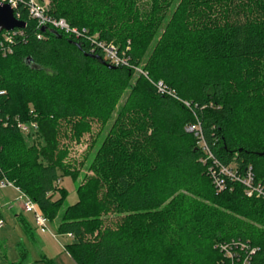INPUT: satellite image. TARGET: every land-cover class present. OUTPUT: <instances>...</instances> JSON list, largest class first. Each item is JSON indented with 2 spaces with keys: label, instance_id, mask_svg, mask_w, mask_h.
<instances>
[{
  "label": "trees",
  "instance_id": "trees-1",
  "mask_svg": "<svg viewBox=\"0 0 264 264\" xmlns=\"http://www.w3.org/2000/svg\"><path fill=\"white\" fill-rule=\"evenodd\" d=\"M50 1L49 15L125 52L129 66H112L87 39L42 33L22 9L26 27L11 31V53L0 50V181L71 236L75 264H264V202L239 183L218 191L188 131L199 127L220 164L264 183V0H149L142 11L140 0ZM94 124L82 176L61 138L68 130L79 144ZM63 177L77 184L74 206ZM17 250L1 264H27Z\"/></svg>",
  "mask_w": 264,
  "mask_h": 264
},
{
  "label": "built area",
  "instance_id": "built-area-1",
  "mask_svg": "<svg viewBox=\"0 0 264 264\" xmlns=\"http://www.w3.org/2000/svg\"><path fill=\"white\" fill-rule=\"evenodd\" d=\"M1 4L9 5L15 14V17L20 20L21 10H26L29 18L36 22L37 29L42 30V28L51 29L59 33H63L68 36L76 37L77 39H87L92 46L93 52H100L104 59L110 62L112 66L115 67H128L129 59L125 52L120 51L117 47L112 44H108L104 41H100L97 36H89L87 30H79L72 27L65 19L56 18L47 13V8L41 6L38 0H0ZM21 21V20H20ZM3 33V32H2ZM1 33V34H2ZM15 34H13L14 36ZM3 40L0 41V50L4 53H11V45L13 43L12 32L4 31ZM39 40L42 39V35H38ZM137 73L147 78L155 87L156 92L160 96L171 97L175 100H180L177 93L168 87L163 81L152 82L149 79L147 72L141 69L136 70ZM0 95H4L1 92ZM186 106H190L189 103L184 102ZM18 128L24 133L29 134L38 130V125L35 122L30 124H24L18 122ZM189 132L196 131V136L198 137V146L202 149L203 153L206 155V162L211 163L210 176L214 186L218 191L225 189L228 182L239 183L244 186L245 195L248 198H256L264 202V183L258 182L254 179L251 169H248L246 174H240L237 169L233 166H224L220 164L216 158L210 152L208 146L202 138V133L200 128H189ZM6 189L16 190L23 201V209L26 214H33L35 218V223L43 231H49L47 228V220L45 219L39 206L33 202L28 197L20 193V191L14 187L12 183L7 180L0 181V191ZM4 226V222L0 221V229ZM71 238V236H68ZM235 248H238L236 245ZM221 251L224 252L225 257L230 261H235L239 257L237 251L234 250L232 245H221ZM247 264V261L244 262Z\"/></svg>",
  "mask_w": 264,
  "mask_h": 264
},
{
  "label": "rangeland",
  "instance_id": "rangeland-1",
  "mask_svg": "<svg viewBox=\"0 0 264 264\" xmlns=\"http://www.w3.org/2000/svg\"><path fill=\"white\" fill-rule=\"evenodd\" d=\"M50 2V0H38V3L47 9L51 6ZM148 2L149 0L139 1L141 11L148 9ZM100 130V125L94 124L92 132L84 134L79 144L69 140L70 133L68 130L66 136L61 138L62 143L67 144L69 147V155L65 162L72 165L75 170L81 168L82 176L91 175V172L86 171L82 164L88 148L94 142ZM59 187L67 193V204L74 206L78 202L77 184L71 178L63 177L60 180ZM22 205L21 196L14 189L0 191V212L4 222V227L0 230V250L3 255L7 256L8 261L14 263L19 260L17 245L21 244L29 256L27 264H47V261L54 264H75L64 251V247L72 242V238L59 235L56 230V222L50 223L47 221L49 231H43L37 227L34 215L27 214L25 218L32 230V234L28 235L24 231L16 219V215ZM12 209L13 212H11ZM117 221L114 216L106 218L107 224H114Z\"/></svg>",
  "mask_w": 264,
  "mask_h": 264
},
{
  "label": "water",
  "instance_id": "water-1",
  "mask_svg": "<svg viewBox=\"0 0 264 264\" xmlns=\"http://www.w3.org/2000/svg\"><path fill=\"white\" fill-rule=\"evenodd\" d=\"M26 23L15 17L13 9L7 4L0 3V34L4 31L11 32L16 29H24ZM46 28H42L41 32H46ZM53 33L57 34L56 31Z\"/></svg>",
  "mask_w": 264,
  "mask_h": 264
},
{
  "label": "crops",
  "instance_id": "crops-1",
  "mask_svg": "<svg viewBox=\"0 0 264 264\" xmlns=\"http://www.w3.org/2000/svg\"><path fill=\"white\" fill-rule=\"evenodd\" d=\"M16 191V190H15ZM17 192V191H16ZM18 193V192H17ZM11 212H13V209L11 210ZM27 214L24 212V209H23V205L22 206H20V209H19V212H18V214L16 215V219H17V222L21 225L22 223V221L21 220H24L26 223H27V219L25 218V216H26ZM23 221V222H24ZM28 224V223H27ZM4 227V226H3ZM2 227V228H3ZM1 228V229H2ZM0 229V230H1ZM0 254H2V255H0V264L2 263V261H4V260H6L7 259V256H5V255H3V253H2V251L0 250ZM8 260V259H7Z\"/></svg>",
  "mask_w": 264,
  "mask_h": 264
},
{
  "label": "bare ground",
  "instance_id": "bare-ground-1",
  "mask_svg": "<svg viewBox=\"0 0 264 264\" xmlns=\"http://www.w3.org/2000/svg\"><path fill=\"white\" fill-rule=\"evenodd\" d=\"M97 53V52H96ZM95 55V54H94ZM34 134V133H33Z\"/></svg>",
  "mask_w": 264,
  "mask_h": 264
}]
</instances>
